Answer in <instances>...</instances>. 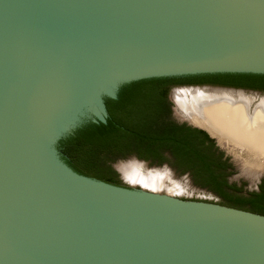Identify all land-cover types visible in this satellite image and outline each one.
<instances>
[{"label": "water", "instance_id": "water-1", "mask_svg": "<svg viewBox=\"0 0 264 264\" xmlns=\"http://www.w3.org/2000/svg\"><path fill=\"white\" fill-rule=\"evenodd\" d=\"M204 74L264 76V0H0V264H264V216L97 181L57 150L122 86ZM193 88L264 95L171 90Z\"/></svg>", "mask_w": 264, "mask_h": 264}, {"label": "trees", "instance_id": "trees-1", "mask_svg": "<svg viewBox=\"0 0 264 264\" xmlns=\"http://www.w3.org/2000/svg\"><path fill=\"white\" fill-rule=\"evenodd\" d=\"M216 85L264 93V76L204 74L122 86L106 98L108 119L94 132L58 145L60 156L91 178L122 186L113 163L134 156L152 166L167 164L193 185L219 197L225 206L264 216V179L258 192L243 194L229 183L233 166L204 131L172 120L173 86Z\"/></svg>", "mask_w": 264, "mask_h": 264}, {"label": "bare ground", "instance_id": "bare-ground-1", "mask_svg": "<svg viewBox=\"0 0 264 264\" xmlns=\"http://www.w3.org/2000/svg\"><path fill=\"white\" fill-rule=\"evenodd\" d=\"M192 90L174 92L178 114L209 131L230 154L246 151L248 154L243 159L239 153L236 156L241 162V173L254 179L264 173V98L218 90ZM106 93H111V89ZM143 165H128L119 173L130 184L151 192L184 195L185 188L175 186L169 174L149 173ZM245 171L256 172L249 175Z\"/></svg>", "mask_w": 264, "mask_h": 264}, {"label": "rangeland", "instance_id": "rangeland-1", "mask_svg": "<svg viewBox=\"0 0 264 264\" xmlns=\"http://www.w3.org/2000/svg\"><path fill=\"white\" fill-rule=\"evenodd\" d=\"M177 90H182V89H173L169 93L170 102L172 104V115H171V118H172L173 121H175L177 123H186V124L190 123L187 119H185L184 117H182L181 115L178 114L177 106H175L176 103L174 104V102H173V100H174L173 99V95H174V92L177 91ZM184 90H187V89H184ZM227 93H231V92H227ZM236 94H240V93H236ZM241 94H244V95H247V96H253L255 98H264L263 94H256V93H252V92H244V93H241ZM228 156H229L228 158H231L232 160L234 159L235 163H236L235 164L233 162L234 164H232L233 165V172H232V175L228 178L229 183H234L237 186L243 185V194L244 195H246L247 193H251V192L257 190L258 180L260 181V179L264 177V173H262L263 175L258 180L257 179L255 180L254 178H251V177L245 175L243 172L241 173L242 169L240 171L241 162H240V160H238L239 158L237 159L236 156L234 157L233 155H231L229 153H228ZM237 156H239V155H237ZM241 159H243V157ZM128 165H143V163L137 162L134 159V157H128V158H126L124 160H119V161H116L115 163H113V166L116 167L118 171L121 170V168H123L125 166H128ZM144 165L146 166L145 169H146L147 172H149V173L150 172H153V173H167V174H169L170 181L175 186L185 188L184 195H175V194H173V196H178L180 198L194 200V201H199V202H204V203H208V204H216V205L225 206V204L223 203V201L219 197H217L216 195L210 193L209 191H206L204 189L202 190V189H200L198 187H195L193 185V183H192V181H191L189 176L180 175V174L176 173L167 164L159 166V167L152 166L150 164H144ZM242 165H243V162H242ZM165 170H169L170 173L168 171H165ZM251 170H252V168H251ZM245 172L247 174L251 175V174H254L256 171L255 172H253V171H249V172L245 171ZM117 175L119 177V180L121 181L122 186H126V187L132 186V187H134L136 189H143V188H141L140 185H137V184L132 185V184H130L121 175L122 178L126 181V182H123V180L120 177V175L119 174H117ZM144 190H147V189H144ZM148 191H150V190H148ZM160 193H163V192H160ZM166 194H168V193H166ZM170 195H172V194L170 193Z\"/></svg>", "mask_w": 264, "mask_h": 264}, {"label": "flooded vegetation", "instance_id": "flooded-vegetation-1", "mask_svg": "<svg viewBox=\"0 0 264 264\" xmlns=\"http://www.w3.org/2000/svg\"><path fill=\"white\" fill-rule=\"evenodd\" d=\"M185 86H193V87H219V88H224V89H235V88H230V87H222V86H216V85H208V84H204V85H185ZM173 87H177V86H173ZM172 87V88H173ZM171 88V89H172ZM171 89H170V91H171ZM199 89H201V90H203V88H198V90ZM195 90H197L196 88H193V90L192 91H195ZM205 90H212V89H205ZM238 90V89H237ZM243 90V89H242ZM119 91V90H118ZM118 91L116 92V95H115V98H116V96H117V93H118ZM170 91H169V93H170ZM249 91H251V90H249ZM259 92V91H258ZM261 93H263V92H261ZM170 100V99H169ZM171 109H172V107H171ZM107 112V111H106ZM108 119V113L106 114V116H105V122H106V120ZM205 132V131H204ZM206 133V132H205ZM207 134V133H206ZM208 135V134H207ZM209 136V135H208ZM212 140H214V139H212ZM214 142H215V145H216V147L220 150V151H222L223 153H224V155H225V152L223 151V150H221L218 146H217V143H216V141L214 140ZM131 157H134V156H131ZM136 158V157H135ZM137 159V158H136ZM230 159V158H229ZM149 163V162H148ZM228 163H230V164H232L231 163V161L229 160L228 161ZM150 164V163H149ZM233 166V165H232ZM264 179V177L263 178H261L260 179V181H259V183H258V185H257V190H255V191H253V192H258L259 191V186L261 185V183H262V180Z\"/></svg>", "mask_w": 264, "mask_h": 264}]
</instances>
